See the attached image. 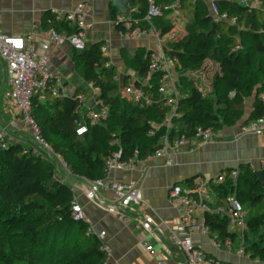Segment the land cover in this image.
Segmentation results:
<instances>
[{"label": "trees", "instance_id": "1", "mask_svg": "<svg viewBox=\"0 0 264 264\" xmlns=\"http://www.w3.org/2000/svg\"><path fill=\"white\" fill-rule=\"evenodd\" d=\"M175 1L158 0L163 16L154 25L161 36L176 28L170 18V6ZM248 1H221L215 17L203 0H179L190 20L168 42L167 53L176 59L180 86L173 114L167 97L158 91L162 73L149 77L150 51L128 57V65L139 78L149 77L143 88L147 103L120 96L117 69L107 66L110 57L102 52L104 42H87L84 50L74 51L73 60L83 79L99 89L97 97L109 108V116L101 123H92L81 114L79 96L86 95L82 88L72 96L48 94L44 100L35 96L32 115L43 140L62 156L73 176L93 181L106 178V162L115 152H121L122 161H130L138 150V160H145L163 147L166 136L170 141L183 136L191 140L199 130L216 133L225 124L244 120L246 100L259 84L257 77L263 81L257 88L250 116L242 124L264 117V7L247 6ZM147 4V0H131V9H137L133 17L142 19ZM125 22L116 24L118 31L125 32ZM132 22L134 26L146 25L134 19ZM43 24L47 30L73 31L53 12L46 14ZM256 60L258 64L254 65ZM208 61L217 62L219 67L214 78V98L205 97L199 79L194 77L205 73ZM253 67L258 68V76L251 74ZM135 84L141 87V82ZM81 122L87 125V132L78 135L76 128ZM260 170L264 175V165ZM258 171L243 163L235 181L213 188L217 202L234 194L245 207L244 250L251 259L264 264V184L259 181ZM74 198L73 189L56 177V166L49 159L21 143L0 144V259L7 258L6 264L15 261L18 245L11 247L6 257L2 249L8 238L11 241L16 237L24 242L19 245L23 264H115L89 223L74 218ZM205 221L211 235L217 233L222 239L236 241L237 234L229 231L227 218L207 214Z\"/></svg>", "mask_w": 264, "mask_h": 264}, {"label": "crops", "instance_id": "2", "mask_svg": "<svg viewBox=\"0 0 264 264\" xmlns=\"http://www.w3.org/2000/svg\"><path fill=\"white\" fill-rule=\"evenodd\" d=\"M81 2L90 5L86 21L87 42H104L107 46L105 55L110 57L111 65L117 69L116 80L121 82L128 74L124 68L118 67V64H122V53L133 56L137 50L147 52L157 44L154 34H143L130 40L117 30L118 17L131 18L137 11L135 8L131 9L130 2L127 10L122 3L114 0H0V32L10 36H26L34 32L36 53L48 58V69L62 79L61 93L66 96H72L88 82L76 70L74 50L69 45L53 44L43 23L47 13L69 12ZM44 44L50 45L49 50H44ZM6 68V63L0 56V132L6 129L12 143H27L30 149H37L39 147L30 141L28 132L16 121L17 109L9 95L11 87L7 81ZM134 79L140 81V78ZM253 100L246 102L243 121L235 125H223L214 133L211 141H200L195 137L189 140L188 147L178 149L172 164L166 163L165 156H154L141 160L133 167L109 172L107 182L134 180L142 192L143 204L130 207L125 218H118L104 206H97L88 199V180L67 175L66 180L70 178L71 181H63L71 186L77 202L82 206L83 219L89 223L93 233L98 235L104 232L101 239L110 248L111 262L159 264L161 259H165V264H186L184 254L168 241L169 227L177 225L182 214L181 208L170 201V190L175 185L186 188L191 185L188 181L193 182L197 177L211 180L222 172L238 169L243 163L251 164L257 170L262 168L264 134L243 135L239 128L250 116ZM99 195L108 204L114 202L112 192H100ZM144 216L153 219L152 231L136 228L138 219ZM159 234L163 242L158 240L156 235ZM143 240L153 247V253L146 250ZM193 241L220 264H261L258 260L240 255L237 241L231 250L217 249L209 236L200 233L193 235Z\"/></svg>", "mask_w": 264, "mask_h": 264}, {"label": "built area", "instance_id": "3", "mask_svg": "<svg viewBox=\"0 0 264 264\" xmlns=\"http://www.w3.org/2000/svg\"><path fill=\"white\" fill-rule=\"evenodd\" d=\"M147 3V12L143 21L146 24H150L149 30H146L148 28L142 29L140 26L133 27V23L127 21L126 30L123 35L130 40L149 33L159 38L155 50L151 52L149 68L151 72L157 71V69L162 70L163 75L159 86V93L166 96L168 82L171 80L168 73L170 60L165 54L164 41L161 40V35L154 25V20L163 16V10L158 0H147ZM213 7L214 9L217 8L215 4H213ZM171 8L175 10L177 6ZM89 12L90 5L85 2L77 4L69 12H55L56 19L66 21L73 28V31L61 33L54 28L49 29L51 42L57 46L69 45L76 51L84 50L87 45L86 20ZM174 12L179 15V10ZM172 18L175 17L172 16ZM34 38L33 32L28 33L26 36H10L0 32V56L5 61L7 67V81L11 87L9 95L13 99L17 109L16 121L28 134L30 133L33 143L39 146V148L33 149L35 154L49 159L55 164L57 169L65 170L72 175L62 156L55 153L43 140L40 128L32 115L33 97L37 96L44 100L48 94L53 96L62 94V79L49 71L48 58L46 56L40 57L37 55ZM49 47V44L43 45L44 50H49ZM102 52L104 54L107 52V46H102ZM107 66H110V63ZM97 90L99 91V89ZM127 91L126 93L136 100L146 99L143 90L128 88ZM97 94L98 92H95L92 101L95 106H88L84 98L85 96H79L81 108H78V110L83 115H86L92 123H101L109 116V108L101 101L100 103L96 102ZM175 102L174 99H168L169 104L175 105ZM175 109L171 108L172 114ZM13 125H15V122H13ZM239 128L243 135H262L264 134V117L241 124ZM86 132L87 125L84 122L79 123L76 128V134L83 135ZM150 134H153V131H150ZM7 138L8 131L3 129L0 132V144L4 145ZM195 139L211 141L214 139V133L211 130H199ZM162 143L163 147L158 149L151 157L165 156L166 163L172 164L173 157L178 152V149L180 147H188L190 141L185 136L170 141L166 136L163 138ZM138 156L139 152L136 150L132 160L122 161L121 152L113 153L106 162L107 176L111 171L124 170L125 168L135 166ZM238 173V169L222 172L211 180L197 177L186 188L180 185H175L171 188L169 199L174 205L181 208L182 214L179 223L169 227L168 241L184 254L186 264H220L216 258L207 254L201 246L194 243L193 235L196 233L209 236L213 245L219 250H231L234 246L235 241L230 237L222 239L217 233L211 235L210 228L205 221L207 214H215L221 218L228 219L229 225L237 229V231L232 232L229 227V231L237 234V238L239 237L240 239L238 253L250 258L249 255H246L243 246V234L247 227V211L245 207L234 194L227 196L221 203L217 202L218 196L213 188L214 186L227 184L231 180L235 181ZM106 178L95 180L89 187L87 197L93 204L104 206V208L118 218H125L130 207L143 204L142 192L136 181L107 182ZM108 191L112 192L115 197L114 202L110 204L101 200L99 195L100 192L106 193ZM72 211L75 219L83 218L82 206L77 202L76 198L73 200ZM152 223L153 219L151 217L144 216L138 219L136 228L138 230L152 231ZM103 235L104 232H101L100 238ZM156 236L160 242H163L160 234ZM143 243L148 252H154L153 247L147 241L143 240ZM105 249L110 255V248L106 245ZM165 262V259H161L159 264H165Z\"/></svg>", "mask_w": 264, "mask_h": 264}, {"label": "rangeland", "instance_id": "4", "mask_svg": "<svg viewBox=\"0 0 264 264\" xmlns=\"http://www.w3.org/2000/svg\"><path fill=\"white\" fill-rule=\"evenodd\" d=\"M213 1H215V0H203V2H205L209 6V8L213 11L212 13L216 17V16H218V12H219V6H217V3L221 2V1L222 2H232L234 0H217V2H213ZM235 1H237V0H235ZM178 4H180V3L178 1H175V3L172 6H170V7H173L174 5L177 6V9H175V10L173 8H171L174 11L179 10V15L175 14L174 11L172 12L173 14H170L171 16L175 17V18H171V20L176 25L175 30H173V32L170 33V34H168V35L160 36V38H163L161 40H164V42L163 41L162 42H163V44H165V46H164V49H166L165 50V53H166V56L170 60V63H169L170 68L168 70L169 71L168 73H169V76H170L171 80L168 82L166 97L168 96L167 97V104L169 106H171V108H175V105L177 104V99L179 98V94H180V86H179V79H178L179 74H178V72L176 70V66H175L176 59L175 58H171L170 56H168V53H167V48H168V45H169L168 42H169L170 39L175 38L176 35H177V33L180 32V30L183 27V25H185L190 20L189 15L184 10H182L181 7H180V5H178ZM213 4H215L217 6L216 9H214ZM245 4L247 6H250V7L251 6L264 7V1H261V0H250L247 3H245ZM146 12H147V10L145 11V15H146ZM145 15H144V17H145ZM144 17L142 19H138V18L136 19L134 17H131V18L134 19V21L144 22L143 21ZM131 18H118L116 20V24L119 21H123V20L129 21V23H130V22H132V19ZM222 18L225 19V15H223ZM126 23L127 22H125V26H126ZM132 23L134 24V22H132ZM154 23H155V20H154ZM232 24H234L233 21H232ZM133 27H134V25H133ZM145 27L148 28V27H151V26L148 23V24L145 25ZM145 27H141V28L144 29ZM125 30H126V28H125ZM146 30H149V29H146ZM121 33L124 34V32H121ZM156 38H157V43H158V39L159 38L158 37H156ZM103 46H105V45H103ZM155 48H156V45L154 46V48H152V49H150L148 51H150V53H151L153 50H155ZM74 51H76V50H74ZM136 52H138V50ZM136 52H135V54H136ZM105 54H106V52H105ZM129 56H130V58L132 57V55L130 53L129 54L128 53H122V61H120V63H122V64H120V65L118 64V67L120 69L124 68V71L126 72V74L128 72V74L126 75V77L124 78V80H122L120 82V80L117 79V82L119 83V94H120V96L127 95L129 97H132V96H130V95H128L126 93V92H128L127 91L128 88H135V89L143 90V88L148 85L149 77L152 76V75H154V74L162 73V70L157 69V71L151 72L150 71V68H149V77L147 79H141L140 78L139 79L140 80L139 82H141V87H137L136 84H135V82H137V81H134L135 80L134 78H137L138 79L139 77H138L137 73L128 65V63H129V58L128 57ZM206 64H207V68H206L205 73H202L199 76L198 75H195L194 77L195 78L197 77L199 79V87L203 91L205 97L206 98H214V95H215L214 94V92H215L214 87L216 86V85L214 86V78L216 76V72H219V67L217 65V62L208 61ZM257 64H258V62L256 60V62L254 63V65H257ZM110 65H111V61H110ZM257 71H258V68L257 67H253V69L251 71V74L254 75V76H258ZM162 75H163V73H162ZM257 79H259V84L257 86V88H258L259 85H260V83L263 80L260 77H257ZM88 84L90 85V87H88ZM257 88L254 89V94L250 98H248L246 100V102H249V100L254 99L255 95L257 94ZM83 89L85 90V93L87 95V96L84 97L85 100H86V104L88 106L89 105L90 106H95V104H93V102H92L93 101V96H94L95 92L97 93L99 91L92 84H90V83L84 84ZM158 91H159V89H158ZM168 99H174L176 101L174 103L175 105L169 104L168 103ZM142 100H145V102H147V103L149 102L148 99H142ZM100 101L104 104V101H102L101 99H99V97H96V102H99L100 103ZM81 114L83 115V113H81ZM167 125L168 126L171 125L170 120H168ZM29 135H30V133H29ZM8 136H9V134H8ZM29 138H30V141L33 143V140L31 138V135L29 136ZM5 142H13V140L8 137L5 140ZM35 145L38 146L37 144H35ZM25 146L27 148H30V146L27 143H26ZM46 155L48 157H50V155L48 153H46ZM140 161L141 160H138L135 165H137V163L140 162ZM67 175L69 177V173L67 171L56 168V177L59 180H61V181L64 180L66 182L71 181L70 178L67 179L68 181L66 180ZM80 179H82V178H80ZM94 181L95 180L89 181V183H90L89 187L91 186V184ZM229 227L232 230V232L237 231V229L234 226H232V225L230 226L229 225ZM99 235L100 234H98V236ZM236 241H237L236 246H239V242H240L239 237L236 239ZM21 243H22V245H21ZM23 244H24V242H23L22 239H19V238L17 239L16 237H12L11 238V241H10V238H8L7 244H5L4 247H3V249H2L3 250V254L2 255H4L6 257L9 254V251H11L10 248L13 247L14 245H18V246H16L17 252L14 253V256H16L15 261L14 262H11V264H23L22 257L20 255L21 252L23 251V249H21L22 247H19V245L20 246H23ZM11 258H12V255H11ZM6 262H8V259L7 258H5V259L4 258H1L0 259V264H6Z\"/></svg>", "mask_w": 264, "mask_h": 264}, {"label": "water", "instance_id": "5", "mask_svg": "<svg viewBox=\"0 0 264 264\" xmlns=\"http://www.w3.org/2000/svg\"><path fill=\"white\" fill-rule=\"evenodd\" d=\"M115 2H119V3H122V5L128 10V3L131 1V0H114ZM119 5V4H118ZM121 7V6H120ZM122 12H124V10L121 8ZM215 25V24H214ZM258 177H259V181L264 184V175H263V171L262 170H259L258 171Z\"/></svg>", "mask_w": 264, "mask_h": 264}, {"label": "bare ground", "instance_id": "6", "mask_svg": "<svg viewBox=\"0 0 264 264\" xmlns=\"http://www.w3.org/2000/svg\"><path fill=\"white\" fill-rule=\"evenodd\" d=\"M160 2V1H159ZM177 4V3H176ZM178 5H180V4H178ZM175 6V5H174ZM176 9V8H175ZM174 11V10H173ZM175 13V12H174ZM123 17V16H122ZM119 18V17H118ZM129 18V17H128ZM177 18V17H176ZM132 19V18H131ZM177 20V19H176ZM87 21V20H86ZM127 22V21H126ZM146 28V27H145ZM150 27H148V29H149ZM34 33V32H33ZM161 39H163V38H161ZM164 41V40H163ZM167 45V44H166ZM166 50V49H165ZM166 54V53H165ZM45 56V55H44ZM172 61V60H171ZM172 63V62H171ZM174 63V62H173ZM172 66V65H171ZM7 77V76H6Z\"/></svg>", "mask_w": 264, "mask_h": 264}]
</instances>
